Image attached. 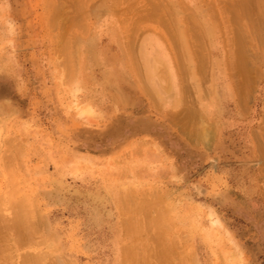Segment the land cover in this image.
Returning a JSON list of instances; mask_svg holds the SVG:
<instances>
[{
  "label": "rangeland",
  "instance_id": "rangeland-1",
  "mask_svg": "<svg viewBox=\"0 0 264 264\" xmlns=\"http://www.w3.org/2000/svg\"><path fill=\"white\" fill-rule=\"evenodd\" d=\"M55 1L0 0V264H264V50L247 114L217 74L225 29L264 36V0H184L196 15L175 19ZM108 16L181 55L177 101L98 50Z\"/></svg>",
  "mask_w": 264,
  "mask_h": 264
},
{
  "label": "crops",
  "instance_id": "crops-1",
  "mask_svg": "<svg viewBox=\"0 0 264 264\" xmlns=\"http://www.w3.org/2000/svg\"><path fill=\"white\" fill-rule=\"evenodd\" d=\"M48 1L46 0V2ZM55 2L93 3L95 5L92 10L73 13L74 15H173L174 19L176 15H196L195 13L181 10L182 5L189 7L184 0H56ZM96 5L101 6L97 7ZM128 5H135V8L129 9ZM158 5H162V8ZM106 20L108 24H105L102 30H96L94 34L96 39L94 38V42L96 46L102 45L98 49L99 51L110 52L108 57L114 62L111 65L137 66L133 62L138 61L139 66L144 68L147 89L152 93L153 98L158 102L162 101L163 107H166L171 98L170 93L174 91L177 101L181 93L179 74L177 72V60L180 59L181 55H177L171 50L170 44L163 39L160 30L156 28L149 29L143 33L140 45H134L124 39V29L121 26H116V22L114 23L116 21L115 17L113 20L111 16H108ZM151 34L157 36L159 39L163 49L166 51V57L154 55L150 59H147L144 56L147 51L144 42ZM108 57L106 56L104 60H107ZM148 61L151 62L152 68L154 69V78L152 81H150V75L145 70L149 66L147 65ZM169 69H171L172 75ZM215 100V104L217 105L218 98L215 97ZM211 106L213 108V103H211Z\"/></svg>",
  "mask_w": 264,
  "mask_h": 264
},
{
  "label": "bare ground",
  "instance_id": "bare-ground-1",
  "mask_svg": "<svg viewBox=\"0 0 264 264\" xmlns=\"http://www.w3.org/2000/svg\"><path fill=\"white\" fill-rule=\"evenodd\" d=\"M244 3L245 2H243L242 4L244 5ZM243 7L245 12H247L248 11L247 5ZM235 22L238 23V21ZM226 23L228 24L230 22L226 21ZM250 23H252L251 18H250ZM246 27H248V24ZM257 28L256 31H250L248 29L246 30V28H244L243 30L233 29V32L232 31L229 32V30L227 31L226 29L224 30L225 38L222 41L223 49H222V54L220 56V62L218 63L217 74L220 77V80L223 78L227 79V84L224 83L223 88L224 87L232 88L233 96L236 99L238 112H240L241 114H247L251 108V104L253 103L254 100H256L254 96L255 93L254 91L257 83H259L261 79V74L259 69L260 66H258L257 60L259 59L262 53L255 52L257 50V46L255 45L254 41H256V43L259 45L258 48L262 52L264 50V36L262 32H259L260 28L259 30H257ZM254 46L256 47L255 51L253 50ZM224 68L227 70H225ZM223 92H225V89L223 90ZM260 115L262 118L260 129L264 133V101H261ZM257 155L264 163L263 143L262 144L258 143Z\"/></svg>",
  "mask_w": 264,
  "mask_h": 264
}]
</instances>
